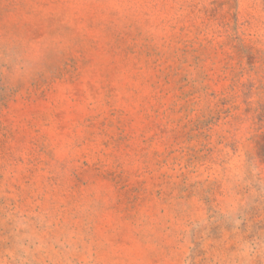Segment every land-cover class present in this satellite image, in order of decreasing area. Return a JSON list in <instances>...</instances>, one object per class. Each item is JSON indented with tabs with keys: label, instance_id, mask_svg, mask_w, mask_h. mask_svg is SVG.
Masks as SVG:
<instances>
[{
	"label": "rangeland",
	"instance_id": "rangeland-1",
	"mask_svg": "<svg viewBox=\"0 0 264 264\" xmlns=\"http://www.w3.org/2000/svg\"><path fill=\"white\" fill-rule=\"evenodd\" d=\"M0 264H264V0H0Z\"/></svg>",
	"mask_w": 264,
	"mask_h": 264
}]
</instances>
